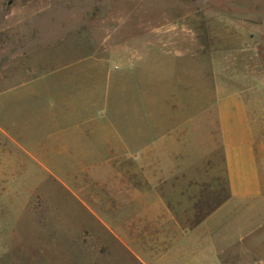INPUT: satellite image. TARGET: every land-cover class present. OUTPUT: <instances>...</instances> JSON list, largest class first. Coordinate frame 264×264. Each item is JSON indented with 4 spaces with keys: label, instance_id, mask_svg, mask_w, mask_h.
Listing matches in <instances>:
<instances>
[{
    "label": "rangeland",
    "instance_id": "1",
    "mask_svg": "<svg viewBox=\"0 0 264 264\" xmlns=\"http://www.w3.org/2000/svg\"><path fill=\"white\" fill-rule=\"evenodd\" d=\"M30 68L44 89L42 119L15 106L6 114L15 139L0 134V165L9 168L0 179V264H141L114 233L131 238L141 206L106 191L99 208L109 166L99 154L113 152L99 132L77 139L79 127L113 124L140 156H164L155 164L168 173L218 172L224 185L220 106L246 101L264 125V0H0V74H13L0 91ZM26 124L43 139L36 178L17 143ZM69 149L90 154L72 160Z\"/></svg>",
    "mask_w": 264,
    "mask_h": 264
},
{
    "label": "crops",
    "instance_id": "2",
    "mask_svg": "<svg viewBox=\"0 0 264 264\" xmlns=\"http://www.w3.org/2000/svg\"><path fill=\"white\" fill-rule=\"evenodd\" d=\"M16 68L11 72L20 70ZM24 72L26 75L15 79L18 85L0 91V134L14 139L11 128L6 124V114L11 108L25 104L29 120L42 119L40 103L44 89L35 84L39 78L31 76L34 75L31 68ZM10 75L13 74L4 72L0 79ZM242 93L230 96L235 98ZM48 103L54 104L52 98ZM79 107L76 108L78 113L91 111L90 114H94L93 109ZM220 114L225 170V183L221 186L218 172L199 178L186 171L168 173L164 169L165 164H155L164 162V156H140L138 147L133 146V139H125L113 124L93 123L79 127L77 139L93 138L95 131L99 132L96 135L100 136V142L103 140L104 149L111 146L109 150L113 152L108 156L99 154L104 158L98 162L109 163L105 168L108 172L102 178L99 208L103 209L101 203L106 191L111 194L112 202L118 203L120 197L126 196L131 203L141 206L135 213L136 223L129 222L131 238L118 226L114 230L117 240L125 244L141 264H264V135L259 131L264 125L252 119L246 101L222 105ZM137 126H130V130L136 127L139 132ZM20 127L23 129L20 137L26 141L17 143L36 163L31 170V177L36 178L37 164L43 166V139L37 137L35 126L26 124ZM40 127L43 128V124ZM51 127L45 126L44 129ZM74 139H68V147L79 141ZM57 140L54 145L59 144ZM89 154L84 149L79 153L70 150L69 156L74 160L79 155L86 160ZM200 159H203L202 154ZM50 161L53 162V157ZM58 161L60 159L56 157L55 162ZM8 169L6 163L0 165V179L7 177ZM49 172L56 178L60 177L57 167L49 169ZM186 176H189L188 182L183 184ZM172 178L175 181L168 185ZM99 218L103 225L110 226L102 216Z\"/></svg>",
    "mask_w": 264,
    "mask_h": 264
}]
</instances>
